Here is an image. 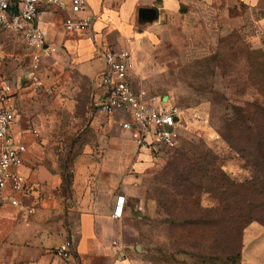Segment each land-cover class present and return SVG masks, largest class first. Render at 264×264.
Listing matches in <instances>:
<instances>
[{"label": "crops", "instance_id": "crops-1", "mask_svg": "<svg viewBox=\"0 0 264 264\" xmlns=\"http://www.w3.org/2000/svg\"><path fill=\"white\" fill-rule=\"evenodd\" d=\"M84 1L86 9L76 17L94 16L88 32H65L63 13L52 11L40 17L39 27L47 31L46 46H54L56 52L42 57L36 67L31 50L15 34L0 35V76L11 83L13 91L4 107L17 114L9 135L25 147L17 172L29 189L19 194L9 189L0 192V264L142 263L139 211L147 180L164 166L165 155L134 142L131 132L120 126L128 117L106 114L97 107L105 69L101 52L129 48L132 53L166 18L209 33L216 46L232 33L253 47L264 46V38L252 33L254 27L264 29V0ZM141 8L155 9L156 20L140 24ZM134 69L128 73L132 88L157 95L134 80ZM32 74L50 92L31 83ZM86 83L90 109L71 105L68 110L83 113V119L74 118L70 137L63 136L59 113L68 97L77 100L86 95ZM162 97L172 101L168 95ZM11 197L21 205H10ZM119 197L123 209L116 218L113 213ZM29 208L31 215L26 212ZM258 239L264 245V233ZM65 242L71 243L70 257H56L53 249ZM260 245L258 250L264 252ZM259 262L264 264V258Z\"/></svg>", "mask_w": 264, "mask_h": 264}, {"label": "rangeland", "instance_id": "rangeland-1", "mask_svg": "<svg viewBox=\"0 0 264 264\" xmlns=\"http://www.w3.org/2000/svg\"><path fill=\"white\" fill-rule=\"evenodd\" d=\"M209 37L166 18L132 50L134 80L170 96L186 114L178 147L158 151L164 166L146 183L141 264L264 258L257 248L264 233V46L234 33L218 46ZM89 92L86 83V95L68 97L59 113L61 135L70 137L74 118H82L71 105L90 109Z\"/></svg>", "mask_w": 264, "mask_h": 264}, {"label": "built area", "instance_id": "built-area-1", "mask_svg": "<svg viewBox=\"0 0 264 264\" xmlns=\"http://www.w3.org/2000/svg\"><path fill=\"white\" fill-rule=\"evenodd\" d=\"M86 9L84 0H0V35L15 34L21 43L31 50L34 67L40 64L42 57H50L56 52L54 46H46L47 31L39 27L40 17L46 13H63L61 26L67 33L88 32L95 18L92 15L76 17ZM69 12L71 15L67 14ZM53 26L54 23H51ZM253 35L264 38V29L254 27ZM105 69L101 75L102 100L98 104L106 114L121 113L128 121L121 128L131 132L139 147L153 151L174 150L180 142V132L186 128V114L168 98L149 93L145 89L134 90L128 79L132 68L131 49L124 48L115 52H101ZM37 88L46 89L37 74L30 77ZM13 93L11 83L0 76V192L9 189L13 194L27 193L24 178L17 168L23 162L25 147L15 144L9 135V129L17 114L4 107L7 98ZM37 135V131H33ZM10 205L19 207L16 198L9 199ZM123 198L117 199L113 216H122ZM31 215L33 209H26ZM70 242L53 249V254L61 259L70 257Z\"/></svg>", "mask_w": 264, "mask_h": 264}, {"label": "water", "instance_id": "water-1", "mask_svg": "<svg viewBox=\"0 0 264 264\" xmlns=\"http://www.w3.org/2000/svg\"><path fill=\"white\" fill-rule=\"evenodd\" d=\"M157 18L156 10L152 8H141L138 10V22L140 24L152 23Z\"/></svg>", "mask_w": 264, "mask_h": 264}]
</instances>
